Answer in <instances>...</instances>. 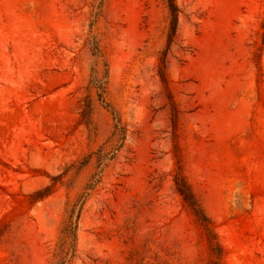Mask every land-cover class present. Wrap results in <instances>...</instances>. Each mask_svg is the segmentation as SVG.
<instances>
[{
	"label": "rangeland",
	"instance_id": "1",
	"mask_svg": "<svg viewBox=\"0 0 264 264\" xmlns=\"http://www.w3.org/2000/svg\"><path fill=\"white\" fill-rule=\"evenodd\" d=\"M175 1L0 0V264H264V0Z\"/></svg>",
	"mask_w": 264,
	"mask_h": 264
},
{
	"label": "trees",
	"instance_id": "2",
	"mask_svg": "<svg viewBox=\"0 0 264 264\" xmlns=\"http://www.w3.org/2000/svg\"><path fill=\"white\" fill-rule=\"evenodd\" d=\"M168 5L172 14V34L176 32V27L178 23V6L175 0H167ZM262 27L264 28V21L262 23ZM162 80L165 82L166 78L162 74ZM175 185L177 191L182 196L183 200L188 204L190 209L192 210L195 217L199 220L201 225L205 228L209 235L213 236L211 222L203 208L199 204L198 200L195 197L190 185L187 183L181 172H178L175 176Z\"/></svg>",
	"mask_w": 264,
	"mask_h": 264
}]
</instances>
